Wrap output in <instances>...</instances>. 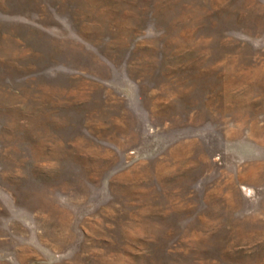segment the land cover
Segmentation results:
<instances>
[{
	"label": "rangeland",
	"instance_id": "rangeland-1",
	"mask_svg": "<svg viewBox=\"0 0 264 264\" xmlns=\"http://www.w3.org/2000/svg\"><path fill=\"white\" fill-rule=\"evenodd\" d=\"M0 264H264V0H0Z\"/></svg>",
	"mask_w": 264,
	"mask_h": 264
}]
</instances>
